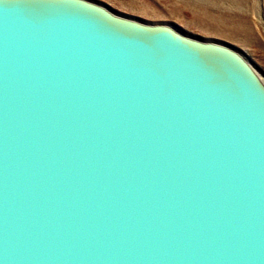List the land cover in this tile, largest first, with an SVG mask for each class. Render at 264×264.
Instances as JSON below:
<instances>
[{"label": "water", "instance_id": "water-1", "mask_svg": "<svg viewBox=\"0 0 264 264\" xmlns=\"http://www.w3.org/2000/svg\"><path fill=\"white\" fill-rule=\"evenodd\" d=\"M0 264H264L251 63L93 0H0Z\"/></svg>", "mask_w": 264, "mask_h": 264}, {"label": "rangeland", "instance_id": "rangeland-1", "mask_svg": "<svg viewBox=\"0 0 264 264\" xmlns=\"http://www.w3.org/2000/svg\"><path fill=\"white\" fill-rule=\"evenodd\" d=\"M112 12L168 23L233 47L264 82V0H93Z\"/></svg>", "mask_w": 264, "mask_h": 264}, {"label": "bare ground", "instance_id": "bare-ground-1", "mask_svg": "<svg viewBox=\"0 0 264 264\" xmlns=\"http://www.w3.org/2000/svg\"><path fill=\"white\" fill-rule=\"evenodd\" d=\"M262 81H263V79H262Z\"/></svg>", "mask_w": 264, "mask_h": 264}]
</instances>
